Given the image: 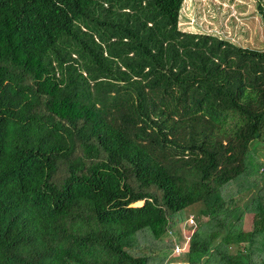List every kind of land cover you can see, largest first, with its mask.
Here are the masks:
<instances>
[{
	"label": "trees",
	"instance_id": "obj_1",
	"mask_svg": "<svg viewBox=\"0 0 264 264\" xmlns=\"http://www.w3.org/2000/svg\"><path fill=\"white\" fill-rule=\"evenodd\" d=\"M183 1L0 0V264H150L189 215L172 264H264V52Z\"/></svg>",
	"mask_w": 264,
	"mask_h": 264
},
{
	"label": "rangeland",
	"instance_id": "obj_2",
	"mask_svg": "<svg viewBox=\"0 0 264 264\" xmlns=\"http://www.w3.org/2000/svg\"><path fill=\"white\" fill-rule=\"evenodd\" d=\"M178 27L184 32L210 34L226 39L241 48L264 52V24L257 13L255 3L251 0H184ZM254 147L255 156L264 164V143L256 141L250 145L249 161L251 165L256 166L255 158L252 155ZM231 190V192H236L238 186L235 185ZM142 204L143 202H137L133 206ZM186 211L184 209L181 213L184 215ZM189 216L170 229L161 239L154 240L141 234L136 246L142 249L143 253L150 251V254L154 256L150 264H157L159 255L165 259L168 258V261L164 259L165 263L170 261L172 264L179 261L172 255L174 244L185 243L186 238L189 237L197 224L194 215L191 217L193 222H188ZM243 226L245 230L251 226L250 215L245 216ZM252 250L254 256L259 255L264 258L262 235L257 237Z\"/></svg>",
	"mask_w": 264,
	"mask_h": 264
},
{
	"label": "built area",
	"instance_id": "obj_3",
	"mask_svg": "<svg viewBox=\"0 0 264 264\" xmlns=\"http://www.w3.org/2000/svg\"><path fill=\"white\" fill-rule=\"evenodd\" d=\"M191 217H192V216H189V217H188V222H190V223L193 222V219H192ZM188 238H189V237H188ZM188 238H186V239H187L186 242L183 243L182 245H179L178 243H175V244H174V248H173V252H172V254H174V255H179V254H181V253L186 249L185 246H187Z\"/></svg>",
	"mask_w": 264,
	"mask_h": 264
}]
</instances>
